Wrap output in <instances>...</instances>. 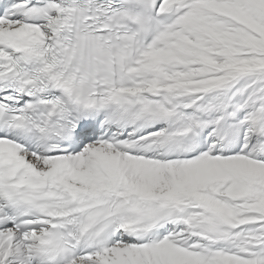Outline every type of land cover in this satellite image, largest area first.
Returning a JSON list of instances; mask_svg holds the SVG:
<instances>
[{"label":"snow or ice","instance_id":"obj_1","mask_svg":"<svg viewBox=\"0 0 264 264\" xmlns=\"http://www.w3.org/2000/svg\"><path fill=\"white\" fill-rule=\"evenodd\" d=\"M0 264H264V0H0Z\"/></svg>","mask_w":264,"mask_h":264}]
</instances>
